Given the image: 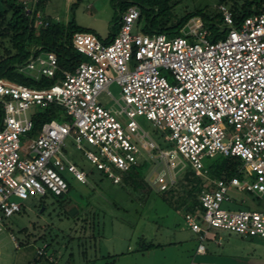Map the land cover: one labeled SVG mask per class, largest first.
I'll list each match as a JSON object with an SVG mask.
<instances>
[{
	"label": "built area",
	"instance_id": "built-area-1",
	"mask_svg": "<svg viewBox=\"0 0 264 264\" xmlns=\"http://www.w3.org/2000/svg\"><path fill=\"white\" fill-rule=\"evenodd\" d=\"M25 10L29 13L27 6ZM217 10L226 34L211 42L199 17L171 38L133 31L140 7L131 4L120 15L111 42L89 32L72 35L71 46L87 59L73 71L60 68L55 53L39 52V46L16 65L19 74L33 81L54 80L49 88L0 80V232L30 195H67L63 172L86 183V175L61 151L71 136L76 150L114 184L144 155L156 165L151 185L157 192L174 187L186 167L205 180L194 211L184 214L187 227L198 235L197 254L205 253L203 242L216 240L210 230L264 240V14L235 22L228 7L218 5ZM35 16L36 28L47 26L42 12ZM112 83L120 88L116 110L97 101L102 91L110 96ZM52 104L63 108L72 122L51 120L35 130L26 111ZM136 117L164 131L163 139L173 146L160 149ZM33 129L22 146L20 138ZM215 157L236 160L234 174L210 179L203 159ZM231 192L248 193L263 205L223 209ZM45 247L35 255L46 256Z\"/></svg>",
	"mask_w": 264,
	"mask_h": 264
},
{
	"label": "rangeland",
	"instance_id": "rangeland-1",
	"mask_svg": "<svg viewBox=\"0 0 264 264\" xmlns=\"http://www.w3.org/2000/svg\"><path fill=\"white\" fill-rule=\"evenodd\" d=\"M25 1L28 10H34L37 0ZM41 12L46 18L60 22L63 26L74 19L82 31L96 35L100 40H111L120 28L118 14L121 3L111 0H43ZM218 0H177L172 15L182 18L193 11L206 10L212 13ZM173 17V18H174ZM143 24L136 23L134 30H142ZM208 39L213 42L222 39L226 32L223 25L205 26ZM67 30V29H66ZM168 38L174 34H167ZM7 41L4 47H9ZM87 61V59H86ZM66 69V68H63ZM168 82L172 79L166 76ZM19 84L20 81L11 82ZM102 91L97 101L106 109H118L114 100L119 98L120 88L112 83ZM27 117L35 123L55 120L71 123L63 108L52 104L48 108L32 106L26 111ZM138 125L160 149H169L173 143L163 139L164 131L152 126L144 117H136ZM34 129L21 137V145H27ZM86 149H91L85 145ZM61 151L79 171L86 175V183L78 182L73 175L63 172L69 184L67 200L58 203V198L48 194L40 198L30 195L22 203L20 213L4 223L0 232V264H28L35 258V252L42 245L49 244L47 256H53L55 264H192L201 258L195 254L199 243L198 235L191 232L184 221V210L177 208L188 184L182 179L183 170L177 175V183L171 194L165 196L151 185L155 163L144 155L138 166L144 190H131V181L114 184L94 165L87 161L82 152L76 150L72 137H67ZM213 159L204 158L203 164H214ZM130 173H120L125 178ZM205 181V180H203ZM181 182V185L179 184ZM205 183V182H204ZM263 200L248 193H230V202L222 203L226 210H257ZM39 207L44 210L39 212ZM221 238L220 246L212 241L203 242L207 258L216 259L229 240L240 241L237 248L245 251L251 248L257 254L264 253V240L242 238L222 230H210ZM11 237H14L12 241ZM41 238V239H40ZM243 242V243H242ZM16 243V246H15ZM147 244L153 249L144 251ZM250 244V245H249ZM251 246V247H250ZM236 249V248H235ZM253 253V252H252Z\"/></svg>",
	"mask_w": 264,
	"mask_h": 264
},
{
	"label": "trees",
	"instance_id": "trees-1",
	"mask_svg": "<svg viewBox=\"0 0 264 264\" xmlns=\"http://www.w3.org/2000/svg\"><path fill=\"white\" fill-rule=\"evenodd\" d=\"M112 2L119 1L120 11L118 16L126 10L131 4H136L140 7V16L137 23L143 24V32L146 34L165 33V34H179L180 30L187 24V22L195 17L201 18L205 26L211 23L213 26L222 25L221 16L217 10L208 13L206 10L193 11L187 13L182 18L176 19L172 15L173 4L177 0H111ZM43 0H37L34 4V10L26 12V5L20 0H0V80L6 82L20 81L19 84L29 88L44 89L53 85L54 80L41 78L39 81H33L22 74H19L15 67L23 63L31 54V51L36 46L40 47L39 52H53L57 56L60 68L73 71V69L80 63L86 61V58L75 51L71 46V37L78 32H87L80 30L75 24L74 19L67 25L63 26L60 22L53 21L46 18L47 26L35 27V13L41 12ZM218 5H224L231 11L233 20L239 22L244 18L253 15L264 14V0H218ZM118 17V19H119ZM174 17V18H173ZM67 29V30H66ZM115 35L113 34L112 37ZM113 39V38H112ZM111 39V40H112ZM109 39L106 43L111 42ZM9 43V47H4V42ZM50 105L48 109L51 107ZM4 116L3 107L0 103V126ZM45 123V122H44ZM43 122L36 121L34 129L41 127ZM215 163L207 165L208 177L210 179H219L223 174L232 176L235 172V167L238 162L230 158L215 157L212 158ZM141 167H132L125 178L121 182L126 183L131 181V190H144L146 186L139 174ZM182 179L188 184V189L184 187V196L179 199L177 208H181L186 213H192L197 205V193L204 187L202 178L195 176L191 168L186 167L183 170ZM181 185V182L179 183ZM68 192H69V184ZM173 188V187H172ZM162 192V198L165 199L167 194H171L173 189ZM67 195L56 197L58 203L67 200ZM54 197V196H53ZM44 207H39L40 210ZM41 239V238H40ZM154 245L147 244L144 251L153 249ZM49 244H46L45 252L49 251ZM28 264H55L53 256H40L31 260Z\"/></svg>",
	"mask_w": 264,
	"mask_h": 264
},
{
	"label": "crops",
	"instance_id": "crops-1",
	"mask_svg": "<svg viewBox=\"0 0 264 264\" xmlns=\"http://www.w3.org/2000/svg\"><path fill=\"white\" fill-rule=\"evenodd\" d=\"M219 236H216V241L214 240H207L212 241L217 246H220L221 238L218 239ZM228 238L226 246L221 250L219 256L216 259H212L210 257L207 258V253L205 249L204 254H197L195 250V254L199 256L201 259L197 261V263L192 264H264V253L257 254L256 250L251 248L249 250H241L237 248L239 246L240 241L238 239L229 240ZM242 240H248V238H239ZM243 243V242H242ZM250 245V244H249ZM251 247V246H250ZM236 248V249H235ZM253 252V253H252Z\"/></svg>",
	"mask_w": 264,
	"mask_h": 264
},
{
	"label": "water",
	"instance_id": "water-1",
	"mask_svg": "<svg viewBox=\"0 0 264 264\" xmlns=\"http://www.w3.org/2000/svg\"><path fill=\"white\" fill-rule=\"evenodd\" d=\"M40 211H42V209Z\"/></svg>",
	"mask_w": 264,
	"mask_h": 264
},
{
	"label": "bare ground",
	"instance_id": "bare-ground-1",
	"mask_svg": "<svg viewBox=\"0 0 264 264\" xmlns=\"http://www.w3.org/2000/svg\"><path fill=\"white\" fill-rule=\"evenodd\" d=\"M88 32V31H87Z\"/></svg>",
	"mask_w": 264,
	"mask_h": 264
}]
</instances>
